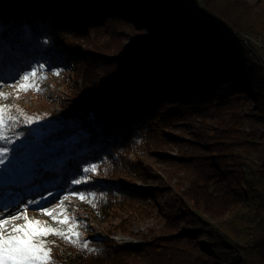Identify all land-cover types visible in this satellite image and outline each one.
Listing matches in <instances>:
<instances>
[{"label": "trees", "instance_id": "obj_1", "mask_svg": "<svg viewBox=\"0 0 264 264\" xmlns=\"http://www.w3.org/2000/svg\"><path fill=\"white\" fill-rule=\"evenodd\" d=\"M103 1L0 0L3 76L19 78L21 70L47 59L78 71L88 62L108 67L100 75L84 73L86 89L78 100L60 99L59 110L42 115V137L25 141L24 162L28 171L45 175L43 184L50 175L58 180L51 195L73 198L72 205L96 219L125 211L146 219L159 210L165 222L151 230V241L138 245L81 237L88 243L81 249L60 239L64 247L52 248L51 259L55 264H264V143L246 131L251 121L264 126V68L221 26L264 35V6L245 0L203 5L193 0L198 9L187 0L119 2L140 10L144 22L134 30V19L99 10ZM120 26L138 36L163 32L181 48L141 50L138 45L149 41L126 33L116 38L129 36L135 46L108 60L107 44L96 46L90 38L107 41ZM97 47L98 58L89 50ZM173 145L181 155L167 160L169 179L180 170L183 178L158 188L133 186L146 180L143 157L162 158ZM93 164L95 171H83ZM76 179L85 182L72 183Z\"/></svg>", "mask_w": 264, "mask_h": 264}, {"label": "rangeland", "instance_id": "obj_2", "mask_svg": "<svg viewBox=\"0 0 264 264\" xmlns=\"http://www.w3.org/2000/svg\"><path fill=\"white\" fill-rule=\"evenodd\" d=\"M124 0H106L103 1L105 3H99L98 9L105 13L119 12L122 16L127 17L129 20L134 19V30L139 29V27L144 22L142 19V14L140 10L134 6L127 7L125 4L119 3ZM189 6L198 9L197 3L193 0H187ZM198 4L203 5L204 0H197ZM251 5L258 4L260 7L264 6V0H245ZM201 16V15H199ZM117 33H113L112 35H106V40H100L101 37L90 38L91 43L96 46L107 44L108 49L107 53H111L109 57L106 58L108 60L113 61L112 59H116L123 53L122 51L130 49L131 46H135L134 43L131 42V38L128 36L124 37L125 39L116 38L118 35H126L133 34L135 37H139V39L144 38V40H148L149 42L139 44L138 47L141 50H148V48H153L157 50H168V49H180V45L178 42H174L171 40L168 34L163 32L154 31L153 34L150 32H146L145 36H141L136 33H133L134 30L129 29L127 27H117ZM106 41V42H105ZM89 48V47H88ZM116 48H119L120 51H115ZM122 48V50H121ZM94 50V55L98 58L99 52L101 49L97 47L89 49ZM3 52H0V57H3ZM106 54V53H105ZM115 55V57H114ZM259 56L264 60V56L262 53H259ZM6 58V57H5ZM43 64L44 68L41 69L38 75L45 76L46 79L39 81L40 87L43 90L40 93L36 91H20L18 93V89L20 87V77L23 73L31 71L32 68H39V65ZM145 64H153L155 66L158 65L157 61L150 62L145 60ZM64 66L63 61L56 60H40L37 62L36 66H31L29 68L21 70L19 73V78L17 77H8L3 76L0 70V92H4L8 94V98L4 99L0 97V105H11L14 108L23 109L25 113L28 115H32L35 117H42V115L47 112H51L52 110H59L60 104L58 103L60 99H70V100H78L77 96H80L83 91H85V86L83 85L84 76L83 74L86 72L95 73L97 75L102 74L108 67L106 68L104 65L96 62H88L79 67V71L74 69V67L70 64L69 69L65 66L62 67L63 70H58L55 67ZM17 68V66H15ZM53 70L54 72L48 71ZM82 69V70H81ZM112 69V67H111ZM84 70V72H83ZM104 70V71H103ZM59 72V75H54L53 73ZM88 74V73H86ZM78 86L76 88V85ZM19 95V98H17ZM23 118H21V122L14 126L8 135L12 137L13 144L12 148L15 149L14 153L9 154V161L12 160L13 156L15 157V163L10 167L5 169V167H0V213L3 214V217H8L12 213L24 212V209L27 208V211L24 213L29 218L40 220L46 223L48 226L52 228H57L59 225L55 223L52 217L42 214V207H53L56 208V205L60 203L63 199L64 195H51L56 192V186L58 180L51 181V175L49 176V183L43 184L40 180L43 176V173L38 171H33L27 169V164L24 162L25 154L22 151L23 145H25V141L32 137L36 140H40L42 137V131L39 128L40 119L32 124H25L22 122ZM254 122H249V127L257 130H263L264 126L256 127L254 126ZM248 128V127H247ZM25 130V131H23ZM181 130L176 131V133H180ZM263 132V131H261ZM259 132V135L261 134ZM23 133L28 134V137H24ZM261 137V135H260ZM263 141V140H262ZM264 143V141H263ZM0 146H6L4 142H0ZM174 146V147H173ZM171 149H164L162 158L158 157L157 159H153V157L145 156L144 165H143V173L146 177V180L134 181L132 183L133 186L137 188H158L162 187L161 184L169 183L172 184L177 183L179 178H183L184 171H179L173 175V179L169 178L172 176L167 171L172 167L169 165L170 163L167 160H175L181 155L179 145H173ZM18 155V158H17ZM169 157V159L165 158ZM24 166V167H23ZM173 172V171H172ZM35 184V186H33ZM93 192H90V196L93 198ZM51 195V196H50ZM32 201V203H29ZM74 201L73 198H70L69 201H65V205H67V212L70 216H75L76 221L80 223L82 226L79 228L80 233L83 238H87L91 240L88 235L90 233H94L95 235L98 233H103L104 235H125L130 236L138 244H144L151 241L153 234L151 230L156 227L160 223H164L163 215H157L159 210H156L153 217L149 218H141L136 214L127 213V211L123 212L119 216L115 218L102 217L96 219L93 215H91L88 211L82 209L79 206L72 205ZM56 211L59 212L60 209L56 208ZM25 223L24 219L21 218L16 221H11L7 226V230H11L12 224H23ZM55 239L63 244L60 238L56 236L48 235L43 237L45 241V245L50 249L54 247L52 243H50L51 239ZM107 240L115 242L109 237ZM100 238H96L91 241H98ZM143 242V243H142ZM64 245V244H63ZM129 245V244H128Z\"/></svg>", "mask_w": 264, "mask_h": 264}, {"label": "snow or ice", "instance_id": "obj_3", "mask_svg": "<svg viewBox=\"0 0 264 264\" xmlns=\"http://www.w3.org/2000/svg\"><path fill=\"white\" fill-rule=\"evenodd\" d=\"M44 68V65H39V68H32L31 71L25 72L21 75L19 83L20 91H36L37 93L43 90L40 87L39 81L46 79L45 76L38 75L39 71ZM59 75V72L53 73ZM0 97L7 99L8 94L0 92ZM19 98V95H17ZM25 124L35 123L43 117H35L28 115L23 109L14 108L11 105H0V142H4L6 146H0V167H5L7 170L15 163V157L9 161V154L14 153L15 149L11 147L13 139L8 135L12 128L21 122ZM97 165L93 164L91 167L84 168L85 173L93 172ZM85 182L80 179L73 180L72 183L80 184ZM79 199L86 200L87 197L83 193L76 194ZM94 195V194H93ZM70 197L65 195L56 208L42 207V214L52 217L59 227L52 228L46 223L29 218L26 214L27 208L24 212L12 213L8 217H3L0 213V264H55L51 259V249L45 245L43 237L52 235L59 237L66 243L79 246L81 249H88V243L82 240V234L78 229L82 226L76 221L75 216H70L67 212V205L65 201H69ZM91 203V201H88ZM32 203V201H29ZM95 206V205H93ZM23 218L25 223L12 224L11 230H7V226L11 221H16ZM95 251V250H92Z\"/></svg>", "mask_w": 264, "mask_h": 264}, {"label": "bare ground", "instance_id": "obj_4", "mask_svg": "<svg viewBox=\"0 0 264 264\" xmlns=\"http://www.w3.org/2000/svg\"><path fill=\"white\" fill-rule=\"evenodd\" d=\"M222 26V29L225 31V33L228 35V36H231V37H234L236 39H239L241 40V42H257V43H264V35H253V34H249V33H246V32H242V31H239L238 29L236 28H232V29H228L226 26L224 25H221ZM228 33H234L236 34V37L235 36H232ZM253 54V53H252ZM257 60L259 61V63L262 65V62L259 58V56H256L255 54H253ZM263 130H255L253 129L252 127H249L246 128V131L249 132V133H252L254 134L255 136V141L257 143H263L262 141V138L260 137L261 134H264V128H262ZM263 131V132H261ZM259 132H261V134L259 135ZM88 237L91 239V240H94L96 238H100L101 240L103 239H106L107 237H109L110 239H112L115 244L119 245V246H125V245H138V243L136 242V240H134L132 237L130 236H125V235H104L103 233H98V234H94V233H90L88 235ZM50 243H52L54 246H59V249H63V245L60 244L59 241L55 240L54 238L50 240ZM143 243V242H142ZM49 248V246H48Z\"/></svg>", "mask_w": 264, "mask_h": 264}, {"label": "built area", "instance_id": "obj_5", "mask_svg": "<svg viewBox=\"0 0 264 264\" xmlns=\"http://www.w3.org/2000/svg\"><path fill=\"white\" fill-rule=\"evenodd\" d=\"M232 36L236 37V34L234 33H228ZM239 40V39H237ZM241 42V40H239ZM251 53L255 54L256 56H259V53H262L264 56V43H257V42H241ZM262 66L264 68V61L262 58L259 56Z\"/></svg>", "mask_w": 264, "mask_h": 264}]
</instances>
